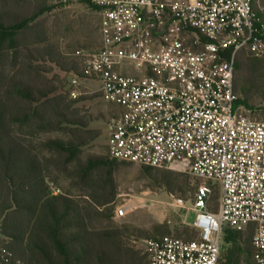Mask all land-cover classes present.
Instances as JSON below:
<instances>
[{"label":"built area","instance_id":"obj_1","mask_svg":"<svg viewBox=\"0 0 264 264\" xmlns=\"http://www.w3.org/2000/svg\"><path fill=\"white\" fill-rule=\"evenodd\" d=\"M62 1L100 17L99 47L76 50L82 71L67 75L72 97L84 86L117 108L109 156L198 181L197 239L144 240L149 264H220L225 226L253 227L254 262L264 264V96L243 106L235 85L240 53L264 56L260 0ZM0 264L26 263L0 245Z\"/></svg>","mask_w":264,"mask_h":264},{"label":"trees","instance_id":"obj_2","mask_svg":"<svg viewBox=\"0 0 264 264\" xmlns=\"http://www.w3.org/2000/svg\"><path fill=\"white\" fill-rule=\"evenodd\" d=\"M52 1L58 0H0V237L26 264H132L122 231L90 230L74 201L50 185L56 172L76 163L81 148L100 134L90 129V119L74 110L81 97H71L66 88L58 94L57 80L43 76L34 65L44 60L67 74L82 71L74 53L32 34L36 20L52 10ZM258 18L264 25V15L258 13ZM61 131L68 132L67 139L41 138ZM120 163L126 162L107 153L76 165L80 183L103 193L95 199L99 205L114 201L113 174ZM141 167L172 195L183 200L194 195L198 181L193 177ZM218 190L214 188L212 211H217ZM186 230L183 239H197L193 227ZM253 232V227L235 231L225 226L222 247L235 248L245 238L250 242L247 264H256Z\"/></svg>","mask_w":264,"mask_h":264},{"label":"rangeland","instance_id":"obj_3","mask_svg":"<svg viewBox=\"0 0 264 264\" xmlns=\"http://www.w3.org/2000/svg\"><path fill=\"white\" fill-rule=\"evenodd\" d=\"M259 4L260 13L264 15V0H260ZM48 6L52 10L36 20L32 31L34 37L56 44L69 55L78 49L93 51L99 47L100 17L95 9L84 3H64L62 0L49 2ZM34 65L42 71L43 76L57 80L60 84L58 94L64 92L65 88L70 90L67 73L44 60H37ZM235 85L241 105L259 108L264 96V56L257 59L252 53L244 51L240 56ZM73 90L82 99L74 106V110L79 116L90 119V129L100 134L96 140L81 148L76 163L56 172L55 180L50 185L74 201L75 209L83 216L90 230L122 231L123 244L135 260L132 264H149L143 250L144 240L179 234L186 238V229L194 225L197 215L192 210L194 195L189 193L183 200L169 193L141 166L120 163L113 174L116 189L114 201L99 205L95 199L103 193L92 192L80 183L75 174L76 165H83L90 158L107 155V124L117 108L98 97L93 89L78 86ZM66 133L42 134L41 138L67 139ZM217 195L219 197V190ZM120 209L124 210L123 215L119 214ZM7 242L0 237L1 246ZM249 245L250 242L246 243L245 238L235 248L224 244L221 264H247Z\"/></svg>","mask_w":264,"mask_h":264},{"label":"crops","instance_id":"obj_4","mask_svg":"<svg viewBox=\"0 0 264 264\" xmlns=\"http://www.w3.org/2000/svg\"><path fill=\"white\" fill-rule=\"evenodd\" d=\"M242 53H243V52H242ZM242 53H240V55H239V58H238V62H237V64H239V61H240V56H241V54H242Z\"/></svg>","mask_w":264,"mask_h":264}]
</instances>
